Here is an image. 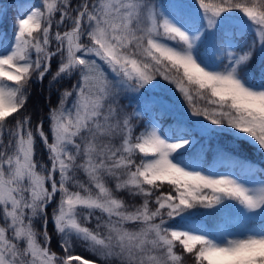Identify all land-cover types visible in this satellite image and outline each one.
Wrapping results in <instances>:
<instances>
[{"label":"snow or ice","instance_id":"snow-or-ice-1","mask_svg":"<svg viewBox=\"0 0 264 264\" xmlns=\"http://www.w3.org/2000/svg\"><path fill=\"white\" fill-rule=\"evenodd\" d=\"M6 23L0 264H264V166L242 155L264 163V0H39Z\"/></svg>","mask_w":264,"mask_h":264},{"label":"trees","instance_id":"trees-1","mask_svg":"<svg viewBox=\"0 0 264 264\" xmlns=\"http://www.w3.org/2000/svg\"><path fill=\"white\" fill-rule=\"evenodd\" d=\"M159 2L166 4L168 3V0H159ZM37 4H39V0H0V8L8 11L9 19L15 16L17 12L22 13L27 8ZM0 30L10 32V24L6 23L0 26ZM245 39H247V37ZM47 96L48 93L46 87L41 88L38 85L35 86L32 90L30 102L28 105L29 111L38 112L41 116H43L46 108L48 107ZM53 102H55V98H53ZM242 155L249 158L255 157L257 165L264 166V163H262V158L259 156V153L250 154L245 151L244 153H242ZM37 156L41 160L46 159V152L43 147L39 144L37 145ZM212 163L216 164L217 169L221 172H227L232 170V164L229 161L216 162L215 160H213ZM250 178L255 179L257 181L261 179L258 174L255 176H251ZM207 211L211 210H199L200 214L193 215L190 217V223L193 226L202 227L208 230H226L241 233L243 232V228L240 227L238 221L228 210H225L223 213L214 216L203 214ZM247 223H251V225L255 227L257 231L259 230V218H257V220L254 222ZM36 227L37 229L39 228L38 225ZM80 252L82 255H89V253L83 251L82 249L80 250Z\"/></svg>","mask_w":264,"mask_h":264},{"label":"rangeland","instance_id":"rangeland-1","mask_svg":"<svg viewBox=\"0 0 264 264\" xmlns=\"http://www.w3.org/2000/svg\"><path fill=\"white\" fill-rule=\"evenodd\" d=\"M164 83H166V82H164ZM167 87H168L169 89H171V88H172V86H171V85H168ZM168 95H172V93H171V92H169V93H168Z\"/></svg>","mask_w":264,"mask_h":264}]
</instances>
